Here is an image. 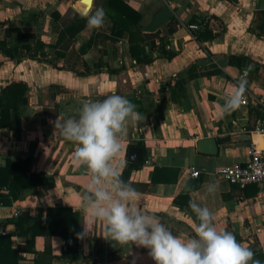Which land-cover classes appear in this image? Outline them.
I'll return each instance as SVG.
<instances>
[{"label":"crops","instance_id":"1","mask_svg":"<svg viewBox=\"0 0 264 264\" xmlns=\"http://www.w3.org/2000/svg\"><path fill=\"white\" fill-rule=\"evenodd\" d=\"M123 1L139 14L135 25L126 22L132 34L111 16L118 10L110 0H91L86 12L80 0H0V42L11 49L0 47V91L20 82L26 98L17 119L0 128V166L6 158L30 157V170L42 175L39 184L19 189L17 198L0 208V229L8 234L23 215L69 207L79 215V257L71 260L62 251L61 236L52 234L50 255L40 264H155L147 248L96 235L102 234L100 223L95 234L85 231L89 217L81 197L89 177L73 162L76 145L54 126L58 116H76L83 102L115 92L142 116L123 139L121 179L139 194L133 204L174 235L191 238L197 221L189 201L196 200L213 212L218 229L232 232L264 262V182L241 187L214 175L219 166L248 161L252 139L236 137L255 135L251 131L264 113V0ZM70 8L87 18L103 9L104 24L87 25L64 55L55 56L61 17ZM189 23L200 28L189 30ZM23 33H34L45 44L37 57L26 55L23 44L33 46L35 39ZM241 81L242 104L221 115L225 98ZM224 136L230 140L219 142L216 154L197 150L198 139ZM132 146L141 148L139 161L129 158ZM191 166L203 170L197 178L190 176ZM210 183L217 186L212 195L206 191ZM46 240L36 235L33 252L25 248L26 237L10 235L13 264H38Z\"/></svg>","mask_w":264,"mask_h":264},{"label":"clouds","instance_id":"2","mask_svg":"<svg viewBox=\"0 0 264 264\" xmlns=\"http://www.w3.org/2000/svg\"><path fill=\"white\" fill-rule=\"evenodd\" d=\"M104 17V10L97 9L87 18L88 27H102ZM244 91L241 81L225 98L221 115L240 107ZM141 119L135 104L113 92L102 100L83 102L76 116L63 120L58 116L54 121L55 130L76 145L73 162L85 168L89 177L81 197L89 217L85 231L95 234L100 223L103 231L96 235L120 246L147 248L155 264H264L232 232L218 229L213 212L196 200L189 201L197 221L191 238L174 235L168 226L133 204L139 194L121 179L126 166L123 139L126 130ZM216 187L208 184L207 194H214Z\"/></svg>","mask_w":264,"mask_h":264},{"label":"trees","instance_id":"3","mask_svg":"<svg viewBox=\"0 0 264 264\" xmlns=\"http://www.w3.org/2000/svg\"><path fill=\"white\" fill-rule=\"evenodd\" d=\"M110 4L116 6L118 12L112 13L111 16L119 22L125 30L132 34V27H128L127 20L137 23L139 14L127 5L123 0H110ZM57 18L58 15L55 14ZM63 28L58 34L55 43V56L64 55L70 46L72 39L77 33L83 30L87 25V16L69 9L64 17ZM23 36L35 39L33 46L23 44L25 52L29 57L35 58L36 50L45 48V44L35 38L34 33H23ZM147 38H153L146 36ZM136 42L130 39V50L136 52ZM0 47L9 52L11 49L6 48L4 42H0ZM17 52V48L14 49ZM26 103L24 96V86L20 82H12L6 85L0 91V128L9 125L13 119H17L19 107ZM42 181V175L30 170V157L25 158H6L3 165L0 166V201L4 205L11 204L17 198V191L21 188L33 187ZM2 189H7L6 193ZM78 231L79 215L69 207L50 206L47 207L45 216L23 215L14 221V230L6 235L0 236V264L17 263L16 252L10 246V235L17 234L26 237V250L36 252L34 241L36 235H45L46 244L45 252L38 253L42 257L37 260L38 264L44 260V256L50 255L49 237L52 234H59L62 238V251L68 255L71 260L79 257L78 254Z\"/></svg>","mask_w":264,"mask_h":264},{"label":"built area","instance_id":"4","mask_svg":"<svg viewBox=\"0 0 264 264\" xmlns=\"http://www.w3.org/2000/svg\"><path fill=\"white\" fill-rule=\"evenodd\" d=\"M187 27L189 30L196 31L200 28V24L189 23ZM251 132L255 134H264V113L256 124L254 130ZM248 155L249 159L246 163L234 162L229 165L219 166L215 169L214 175L241 187L250 183L264 182V149L259 148L253 141H251L248 148ZM202 171L203 170L195 166H191L189 174L191 177L197 178ZM2 192L6 193L7 189H2ZM3 205L4 204L0 201V208ZM12 217L14 219L19 217L18 209L13 210ZM0 234L6 235L7 230L1 228Z\"/></svg>","mask_w":264,"mask_h":264},{"label":"water","instance_id":"5","mask_svg":"<svg viewBox=\"0 0 264 264\" xmlns=\"http://www.w3.org/2000/svg\"><path fill=\"white\" fill-rule=\"evenodd\" d=\"M237 140H250L259 147L264 149V134H255L252 137L249 134L245 136H237ZM230 137H203L197 140V150L202 153L214 155L218 151V143L219 142H228ZM129 158L135 161H139L141 158V148L137 146H132L129 148Z\"/></svg>","mask_w":264,"mask_h":264},{"label":"bare ground","instance_id":"6","mask_svg":"<svg viewBox=\"0 0 264 264\" xmlns=\"http://www.w3.org/2000/svg\"><path fill=\"white\" fill-rule=\"evenodd\" d=\"M80 3L84 4L87 7L84 10V12H86L88 10L89 5L91 4V0H80Z\"/></svg>","mask_w":264,"mask_h":264}]
</instances>
